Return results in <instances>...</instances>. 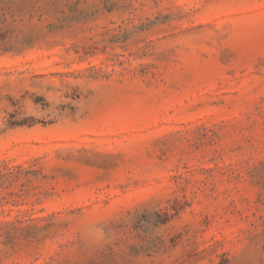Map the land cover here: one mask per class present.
Masks as SVG:
<instances>
[{
	"label": "rangeland",
	"instance_id": "rangeland-1",
	"mask_svg": "<svg viewBox=\"0 0 264 264\" xmlns=\"http://www.w3.org/2000/svg\"><path fill=\"white\" fill-rule=\"evenodd\" d=\"M0 264H264V0H0Z\"/></svg>",
	"mask_w": 264,
	"mask_h": 264
}]
</instances>
